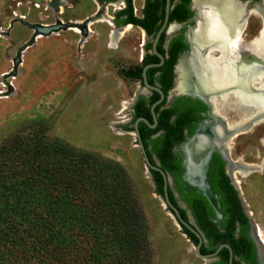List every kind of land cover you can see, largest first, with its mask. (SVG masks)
Wrapping results in <instances>:
<instances>
[{
  "label": "rangeland",
  "instance_id": "1",
  "mask_svg": "<svg viewBox=\"0 0 264 264\" xmlns=\"http://www.w3.org/2000/svg\"><path fill=\"white\" fill-rule=\"evenodd\" d=\"M62 1L0 0V147L10 158L31 153L40 139L44 161L60 172L68 171L80 152L122 166L149 220L152 264H212L196 254L156 192L131 130L133 102L146 92L135 71L150 38L137 26L114 28L112 17L124 4ZM132 1L141 15L145 0ZM35 25L60 28L41 34ZM175 96L172 92L169 101ZM253 125L232 139L231 151L234 158L259 164L264 161V123ZM237 179L264 250V163Z\"/></svg>",
  "mask_w": 264,
  "mask_h": 264
},
{
  "label": "trees",
  "instance_id": "2",
  "mask_svg": "<svg viewBox=\"0 0 264 264\" xmlns=\"http://www.w3.org/2000/svg\"><path fill=\"white\" fill-rule=\"evenodd\" d=\"M159 3V0H147L144 16L138 17L134 15L133 1L128 0V7L123 10L130 15L127 22L144 25L148 33H155L165 9L164 0L161 5ZM178 6L171 10L170 20L186 17L178 13ZM150 45L149 42L148 47ZM158 49L163 51L162 39ZM154 59H157L155 54H147L143 63L156 62ZM174 61L175 54L171 63ZM141 71L142 66L135 74L141 77ZM170 86L171 83H167L165 91ZM194 103L206 108L200 100ZM160 106L156 107V111ZM176 111L180 120L170 122L171 114ZM161 112L164 117L157 128L150 131L163 128L166 132L154 139L152 150L147 141L149 133L143 132L144 127L148 128L147 123H142L141 135L151 161L155 163L154 151L161 167L178 180V187L192 209L196 223L207 234L212 248L203 245L201 252H210L229 238L234 254H240V246L234 243L230 228L238 217L236 211L241 208L237 191L229 183L222 165L218 170L222 184L213 177V169H210L213 190L223 195L220 202L224 215H227L224 197L229 195L232 198L231 225L223 231L208 217L206 212L213 215L215 212L205 196L193 190L186 191L187 187L180 182L183 169L180 161L174 167L167 164L172 146L184 139L182 128L185 120L181 118L186 112L178 108ZM136 115L151 118L149 107L144 103L137 109ZM174 125L178 126L176 130ZM175 131L179 134L177 138L172 137ZM39 140L34 142L31 153L12 154L10 158L3 146L0 147V157L5 158L0 162V264H152L154 248L150 242L149 220L134 192L128 172L122 166L106 162L90 152L78 153V160L73 159V165L68 167L70 171L60 172L59 166L50 167L49 162L44 161V148ZM65 153L69 154L70 150ZM150 170L156 192L163 196V176L157 170ZM168 189L172 202L188 220L186 210L178 205L172 188L169 186ZM240 219L246 220L243 214ZM183 231L194 243L198 242L197 236L185 226ZM222 253L224 264H229V249L224 247ZM233 264L241 263L234 259Z\"/></svg>",
  "mask_w": 264,
  "mask_h": 264
},
{
  "label": "flooded vegetation",
  "instance_id": "3",
  "mask_svg": "<svg viewBox=\"0 0 264 264\" xmlns=\"http://www.w3.org/2000/svg\"><path fill=\"white\" fill-rule=\"evenodd\" d=\"M101 1L109 2L110 4H115V3L124 4L123 6H119V8L116 10L114 16L112 17L113 22H114L113 25H114V28L116 30L119 31V30H121V28H123V27L125 28L129 24V22H127V20L129 19L130 15L127 11L123 12V10L128 7V0H101ZM159 1H160L159 5H161L163 3V0H159ZM171 2H172L171 10L174 7L179 5L178 6L179 7L178 13H180L182 16L186 15V17L184 19L174 18V19L170 20V15H169L168 25L166 26L165 30L161 34L160 39L158 41V44H159L160 40L162 39L163 51L158 49V44H157L158 51L164 55V61L161 65H159L157 67H149L147 70L148 81L152 85H156V86L160 87L164 91L165 97H164L163 101L158 104V105L161 104V106L159 107L158 111H156L157 118H158V122H157L156 126L151 127L148 125V128H145V127L143 128L142 123H146V122L143 120H140L138 122V127L140 130V134H141L142 128H143L144 134L149 133V137L147 138V141L149 143V149L152 150L154 139H156L159 136L164 135L166 132V130L163 128L158 129L157 131H152V130L150 131V129L155 130V128H157V126L159 125L161 119L164 117L161 111L168 109V108H170V109L174 108L175 110H177V108H178L180 111H184V112H186L187 109L189 110L188 112L183 114V116L181 118L182 120H185V124L183 125V128H182V135L184 136V139L178 143H175L172 146L169 157H167V164L174 167V166H176V163L178 161H180L181 167L183 168L182 172H181L180 182H182L184 184V186L187 187L186 191L191 192L193 190L194 192H197L198 194L205 196L203 194L202 190L197 185H194V184L190 183L188 180L184 179V173L186 170V168H185L186 153L184 152L182 146L185 142H187L190 138L194 137L198 133L202 124H205L207 126V128L210 131V133L208 135L209 141H210V143H212L214 145V147L209 153L205 179H206V183L211 187L212 191L216 195V200L218 203L219 210L221 212V216H219L215 212V210H214V212H215L214 215L211 213H208V212H206V213H207L208 217L210 219H212L213 222L219 224L221 230L225 231L226 226L231 225L230 218H231L232 209H233V205L231 204L232 198L229 195L224 197L225 204H226L225 207H226V211H227V215H224L222 213L221 202H220L221 197L223 195L216 193L213 190L211 181L209 179V171H210V169H213V177L218 181V183L222 184L223 179L221 177V174L218 172L219 168L222 165L223 171L225 172V174L229 178V183L235 188L233 178H232L230 172H228L230 161L227 159L224 150L222 151L221 148L225 147V145H223V144L226 143V146H228L230 153H232V151H231V149L233 147L232 146V142H233L232 139L236 135L231 139V142L228 145L227 144V141H228L227 136L228 135L226 136V138H224V137L221 138V136L218 133V128L223 126V127H225V130L228 129V131H229V129H232L235 126L230 128L228 125L240 122V116L237 117V115H236L237 113L234 112V110H232L230 107L226 108V110L225 109L220 110V113L217 114L213 108L212 103L211 104L207 103L203 99H201L197 96H193L192 94H188V93H184V92H182V93L174 92V88L176 86L177 77H178L177 65H178L180 58L185 54L186 55L188 54L190 56V54L192 55L194 53V52L191 53V51H192L191 43L193 41H191L189 39L188 33L190 32L191 29H194L197 26V20H198L199 16H198L197 9L194 6V0H186V1L185 0H171ZM235 2H236V4L238 3L241 5H244V12L245 13L243 14L244 16L242 17L243 18V21L241 22L242 26H240V29L237 31V33L234 35V37H236L239 40H244V41L246 40V42H251L253 39H256L260 36V33L262 32L263 27H264V19L260 13V7L261 8L264 7V0H235ZM146 3H147V0H145L142 11H141V15H139L138 17L144 16V9L146 8ZM164 3L166 6V0H164ZM207 7H208V5L204 6L205 9L209 10V8H207ZM223 9L224 8L221 7L220 10H223ZM134 15L137 16L135 14V12H134ZM164 15H165V9H164ZM163 21H164V16H163L162 22H160L161 24H160L159 28L161 27ZM224 21H225V19L223 17V22ZM223 22H221V26H222ZM110 24H112V23H110ZM132 26L139 27L140 29H142L146 33L148 38H150V40H149V42L151 43L150 47H148V44H145V46H144V48H146V54H144V56L142 57V65H141L142 71H141V77H139L140 85L142 87H145V84L143 81V67H144V65H146L143 63L144 58L146 57L147 54H150V55L155 54L158 60L157 59H154V60L156 62L161 61L160 57L157 56V54L153 51V47H152V41L155 38L159 28L157 29V31L155 33H148V31L144 25L132 23ZM118 31H116V32L118 33ZM113 34L114 33L112 31V35ZM224 37H225V35H224L223 30H222L221 39H224ZM228 37L230 38L233 36L228 35L226 38L229 39ZM193 43L195 44V42H193ZM240 51L243 52L244 49L242 48ZM174 54H175V61H174V63H171L172 56ZM151 63H155V62H151ZM151 68H154V69H151ZM167 83L168 84L171 83V86L165 91V85ZM146 92H143L142 94H139L138 96H136V98L133 102V109H132L133 113L131 116V122L133 124L131 127V130H133V131H135L134 124L139 117H145L150 121V123H154V118L152 115L151 106L155 101H157L160 98V93L154 89H149V91H146ZM172 92L176 93V96L174 98H172L171 101H169ZM152 98H154L153 102H151ZM196 100H200L206 106V108L198 107V105H196L194 103V101H196ZM211 101H212V99H211ZM230 101H231V99H230ZM143 103L145 104L146 107H149V112H150L151 118H149L146 115H139V116L136 115L137 109L141 108ZM155 110H156V108H155ZM222 111H224L225 113H223ZM222 118L227 120V122H228L227 125H225L223 123ZM177 119H179V117H178L177 111H176L175 113L171 114L169 121L175 122ZM173 127L175 128V130L178 128V126H175V125ZM177 135H179L178 131H175V134H173L172 137L177 138ZM219 136H220V139H219ZM152 156H153V159L155 160V163H156V161H159L160 166H161V162H160V159L158 158L157 153L152 151ZM233 159L234 160L241 159L242 161L245 162V164H254L255 163V162H246L245 160H243V158L241 156H238L236 158L233 157ZM263 163H264V161H262L259 164L263 165ZM242 172H245V170ZM168 173L171 176V182H170L169 186L172 188L175 198L177 199L173 186L177 189L181 199L185 202L186 208L181 206V204L179 203V201L177 199L178 205L186 210L188 219H189V214H188V210H189L190 214L193 216L195 223H196V219L193 215L192 209L188 206V203L184 200L183 195H182V193L178 187L179 186L178 180L170 172H168ZM240 174L245 175L243 173H240ZM172 183H173V185H172ZM235 190L237 191L236 188H235ZM237 196L239 198L241 208H240V211L239 210L236 211L237 213L235 215L238 217L234 220V223L232 225V226H234L233 229H232V226L230 228H231V230H233V234H234V238H235L234 243L237 246H240L241 253L240 254L239 253L234 254V250H233V247L229 241V238H227L228 240H223V242H220L214 248V250H212L210 252L215 251L220 246V244L228 243L231 245L232 250H233V257H234L233 260L234 259L239 260L241 264H264V250H262L260 247L259 238H258L259 236H258L257 232L255 231V225H254L252 219L250 218V216L248 215V213L244 207V204H243V202H242V200L238 194V191H237ZM205 198H206V201L208 202V204L210 206H212L210 204V202L208 201L206 196H205ZM242 214L246 218L245 221H241V219H240V216ZM196 225L198 226L197 223H196ZM198 228L200 229V231L202 232V235H203L202 246L204 245L207 248H212V246L210 245V240H209L207 234L199 226H198ZM197 243H194V244H197ZM223 248L219 251V253L217 255V259H215L212 262V264H224L225 263L224 253H222ZM210 252H207V253H210ZM229 258H230V251H229V256H228V263H229Z\"/></svg>",
  "mask_w": 264,
  "mask_h": 264
},
{
  "label": "bare ground",
  "instance_id": "4",
  "mask_svg": "<svg viewBox=\"0 0 264 264\" xmlns=\"http://www.w3.org/2000/svg\"><path fill=\"white\" fill-rule=\"evenodd\" d=\"M57 2L63 3L64 1L57 0ZM205 5H208L209 10L204 8ZM194 6L199 18L197 26L190 30L188 37L195 42L197 49L192 55L185 54L180 58L174 92L195 95L228 87L234 97L212 99V105L217 114L220 110L230 107L240 116V122L228 126L232 128L250 122L252 125L258 122L264 123V27L260 36L251 42L239 40L234 35L242 26L244 5L236 4L235 0H194ZM221 7L224 9L220 10ZM260 13L264 19V7H260ZM221 22H223L222 26ZM131 27L132 24H128L125 27L126 31ZM222 30L225 35L224 39H221ZM228 35L233 37L227 39ZM215 37L219 38L216 50L203 53L200 45L207 44ZM242 48L243 52L240 51ZM209 133L207 126L202 124L198 133L182 146L188 157L190 177L196 183L206 185L205 187H208L206 174L204 178L199 176L197 168L200 165L198 156L210 146ZM218 133L221 138H226L228 129L225 130V127L221 126L218 128ZM223 145L225 147L221 146V149L230 161L228 172L248 211L243 193L238 186L237 176L243 173L242 171L249 165L241 159L234 160L226 143ZM247 213L250 216L251 213Z\"/></svg>",
  "mask_w": 264,
  "mask_h": 264
},
{
  "label": "water",
  "instance_id": "5",
  "mask_svg": "<svg viewBox=\"0 0 264 264\" xmlns=\"http://www.w3.org/2000/svg\"><path fill=\"white\" fill-rule=\"evenodd\" d=\"M171 8H172V2L171 0H166V6H165V15H164V21L161 25V27L159 28L155 38L153 39L152 41V47H153V51L157 54V56L160 57L161 61L160 62H155V63H148L146 65H144L143 67V81H144V84H145V87H144V90L145 91H149V89H154L156 91H158L160 93V98L155 101L152 106H151V111H152V115H153V118H154V123H150V121L145 118V117H139L134 126H135V135H136V140L138 142V145L140 147V150L143 154V158H144V161H145V164H146V167L148 169V171L150 172L151 174V170L150 169H153V170H157L159 171L162 176H163V181H164V195H160L161 198H162V201L163 203L165 204V206L167 207V209L169 210V212L172 214L174 220L176 221V223L183 229V226H185L187 229H189L191 232H193L197 238H198V243L197 244H194V247H195V252L196 254L203 258V259H206L209 262H213L215 259H217V255L219 253V251L223 248V247H227L229 248V251H230V258H229V264H233V250H232V247L230 244L228 243H222L220 244V246L213 252H210V253H202L201 252V246H202V243H203V235H202V232L200 231V229L198 228V226L196 225L195 223V220L193 218V216H189V219H185L178 206H176L171 198H170V195H169V185H170V182H171V176L170 174L165 171L161 166H160V163L159 161H156V163H153L148 155V152H147V149L145 147V144H144V141L142 139V136L140 134V130H139V127H138V122L140 120H143L145 121L149 126L151 127H155L157 122H158V118H157V113H156V106L161 103L165 97V93L164 91L156 86V85H152L149 81H148V78H147V70L149 67H157L159 65H161L164 61V55L162 53H160L157 49V44H158V41L160 39V36L161 34L163 33V31L165 30L166 26L168 25V21H169V15H170V11H171ZM129 24H132V23H129ZM35 29H36V33H41V34H49L51 33L52 31H55V30H58L60 28V25H35L34 26ZM219 38L215 37L213 39L210 40V42H208L207 44H201L200 45V49L203 53H206L207 51H210V50H216L217 46L219 44V41H218ZM191 47H192V52L196 51L197 47L195 46V44L192 42L191 43ZM231 91L227 88H217L215 90H210L208 93H202V94H192L193 96H197L201 99H203L204 101H206L207 103H212L211 99H218V98H223V97H226V98H231V97H234L231 93ZM222 121L225 125H227V120L226 119H223L222 118ZM252 127V123H248V124H245V125H241V126H236L232 129H229L228 131V136H227V144L229 145L230 142H231V139L237 135L238 133L240 132H243V131H246L248 129H250ZM209 144L210 146L205 149L204 152L200 153V155L198 156L199 159H198V162H199V168L197 172H199V176L203 177L205 176L206 174V171H207V165H208V158H209V153L210 151L213 149L214 145L212 143H210L209 141ZM188 157H187V154H186V158H185V173H184V179L188 180L190 183L194 184V185H197L203 192V194L207 197L208 201L210 202V204L212 205V207L214 208L215 212L221 216V212L219 210V207H218V203H217V200H216V195L215 193L212 191L211 187L209 185H207L208 187H205L206 185H200L198 183H196L189 175V166H188ZM249 165L246 169H245V172H243V174H249L250 172L252 171H255V170H261L263 165L260 166V164L258 163H254V164H247ZM235 188L237 189V187L235 186ZM238 191V189H237ZM239 194V192H238ZM240 196V194H239ZM241 198V197H240ZM242 200V199H241ZM170 208V209H169Z\"/></svg>",
  "mask_w": 264,
  "mask_h": 264
}]
</instances>
